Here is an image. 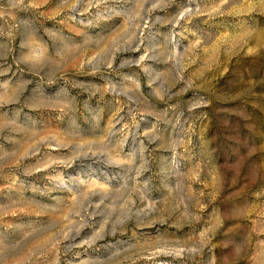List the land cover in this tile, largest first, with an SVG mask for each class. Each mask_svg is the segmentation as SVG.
I'll list each match as a JSON object with an SVG mask.
<instances>
[{
  "label": "rangeland",
  "instance_id": "rangeland-1",
  "mask_svg": "<svg viewBox=\"0 0 264 264\" xmlns=\"http://www.w3.org/2000/svg\"><path fill=\"white\" fill-rule=\"evenodd\" d=\"M0 264H264V0H0Z\"/></svg>",
  "mask_w": 264,
  "mask_h": 264
}]
</instances>
